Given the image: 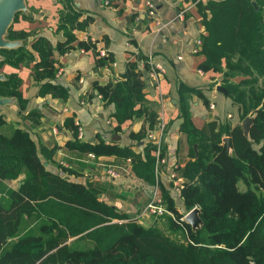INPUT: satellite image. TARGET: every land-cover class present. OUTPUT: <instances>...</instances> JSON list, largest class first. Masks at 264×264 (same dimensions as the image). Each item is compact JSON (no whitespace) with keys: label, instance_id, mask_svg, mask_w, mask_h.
I'll return each instance as SVG.
<instances>
[{"label":"trees","instance_id":"trees-1","mask_svg":"<svg viewBox=\"0 0 264 264\" xmlns=\"http://www.w3.org/2000/svg\"><path fill=\"white\" fill-rule=\"evenodd\" d=\"M198 6L204 27L200 54L205 58L200 69L223 73L222 83L237 107L239 123L212 122L199 130L187 99H181L180 132L188 140L191 157L176 170L184 181L179 188L184 211L161 187L160 197L174 218H154L150 226L134 219L114 222L126 217L102 201L98 189L46 168L42 157L52 161L57 149L40 147L27 129L10 127L0 114V264H264V0H210ZM76 19V13L63 14L61 29ZM27 36L11 25L6 39ZM70 41L73 37L68 36L54 47L39 37L32 42V51L25 45L1 49L0 68L35 63L34 80L41 93L51 91L65 99L67 90L53 84L59 72L55 54L72 49ZM94 46L82 43L79 48ZM112 61L110 56L98 58L96 66L108 67ZM138 62L139 57L128 65L121 81L96 84L103 101L115 107L112 117L118 128L142 114L137 106L145 102V81ZM145 64L146 71L150 66ZM238 76L244 79L232 82ZM21 84L18 75H5L0 98H15L24 108ZM252 115L248 138L241 123ZM73 124L67 121L75 138L69 149L123 162L130 158L133 175L156 184V145L149 143L135 153L130 146L107 144L100 136L96 144L80 142ZM145 135L131 137L139 141ZM21 176L19 187L8 186ZM194 207L200 209L203 222L196 231L181 220Z\"/></svg>","mask_w":264,"mask_h":264},{"label":"crops","instance_id":"crops-1","mask_svg":"<svg viewBox=\"0 0 264 264\" xmlns=\"http://www.w3.org/2000/svg\"><path fill=\"white\" fill-rule=\"evenodd\" d=\"M148 1L155 5L161 27L146 18ZM208 1L202 3L206 5ZM25 3L27 10L12 23L14 31L28 34L25 39L17 40L20 46L25 45L32 51V42L43 37L56 47L68 36L69 40L73 37L69 43L72 49L55 54L59 72L53 84L66 89L67 98L53 96L51 91L41 93V85L34 80L35 63H23L18 68L4 65L0 73L16 74L21 79L20 91L25 104L21 108L16 100L0 106V114L9 126L27 129L40 147L57 149L52 161L42 157L46 168L69 181L98 189L100 199L116 214L126 217L114 222L137 219L155 194L160 197L161 187L176 207L184 211L179 194L184 181L176 170L183 168L191 157L188 140L180 132L181 99H187L192 121L199 130L212 122L239 123L237 107L222 83L223 73L200 69L205 58L200 54L204 27L199 6L191 5L190 0H110V5H106V0H25ZM184 9L188 12L180 20L178 14ZM205 11L208 12L207 7ZM68 13L71 17L78 14V19L66 22L64 31L62 15ZM82 43L95 46L84 50L79 48ZM100 51L113 59L108 67L96 66L98 58H102ZM137 57L145 81V102L137 106L142 114L118 128L112 117L115 107L103 101L96 84L105 86L121 81L126 77L128 65L136 62ZM150 58L165 71L158 80L149 75L150 67L145 71V63L149 64ZM243 79L238 76L232 82ZM70 119L78 127V135L79 128L83 131L80 142L96 144L100 136L107 144L130 146L135 153L142 152L149 143L160 145V156L166 164L160 166L156 184L137 179L131 165L127 174H122L119 167L125 162L117 157L94 154L90 157L88 153L69 149L68 144L75 139L72 128L67 125ZM132 134L146 135L138 141ZM113 167L120 172L118 178L108 175V168ZM172 175L176 176L175 182L171 181ZM22 179L23 176L8 182V186L16 189ZM177 181L179 185L175 184ZM143 220L150 226L156 219L148 216Z\"/></svg>","mask_w":264,"mask_h":264},{"label":"built area","instance_id":"built-area-1","mask_svg":"<svg viewBox=\"0 0 264 264\" xmlns=\"http://www.w3.org/2000/svg\"><path fill=\"white\" fill-rule=\"evenodd\" d=\"M191 1V5L195 6V5H199L200 3H202L203 0H190ZM106 5H110V0H106ZM146 18L153 20L158 27H161V22L158 21V19L156 18V7L155 5L151 2L148 1L146 2ZM188 12V9H184L182 10L179 14H178V18L180 20H184L185 19V14ZM161 30V28L159 29ZM199 44H201V41H198ZM100 56L106 57V52L105 51H100ZM149 65H150V70H149V75L155 79L158 80L161 74H164L165 71L163 69V67L159 64H155L152 59H149ZM200 74L202 75L203 73L200 71ZM162 127H164V125H162ZM163 129V128H162ZM83 136V131L81 128H79V139H81ZM153 136L150 135L149 138L151 139ZM157 149L155 152V156H156V164H157V172H159V168L161 165L166 164V160L162 159L160 156V145H156ZM90 157H94L93 154H88ZM132 164L131 159L128 158L125 161V164L119 167V170H121L122 174H127L128 172V167H130V165ZM119 170H117L115 167L113 168H108V175L112 178H118L120 176V172ZM176 176L172 175L171 176V181H176ZM178 182V181H177ZM175 183L176 185H179L178 183ZM197 208V207H194ZM193 208V209H194ZM164 215H168L172 218H174L173 214L168 210V208L166 207V203L164 201V199L160 198L158 194H155L154 197L151 199V201L148 203V205L145 207V209L142 211L141 215L139 217H137V219H134L135 221L138 222H143L145 217H153V218H159V217H163ZM186 216V215H185ZM185 216L181 219L182 221H185Z\"/></svg>","mask_w":264,"mask_h":264},{"label":"water","instance_id":"water-1","mask_svg":"<svg viewBox=\"0 0 264 264\" xmlns=\"http://www.w3.org/2000/svg\"><path fill=\"white\" fill-rule=\"evenodd\" d=\"M25 0H0V50L13 49L21 45L18 41H9L6 39L7 32L11 27L17 13L26 11ZM2 57L0 55V61ZM0 80H5L4 74L0 73ZM225 91L224 89H222ZM16 102L15 98H0V106L10 105ZM255 115L247 117L242 123L244 135L250 138V130L254 124ZM228 142V140L226 141ZM196 155H198V146L194 145ZM21 185V184H20ZM185 222L189 224L194 231L200 229L203 225L200 217V209L194 208L185 216Z\"/></svg>","mask_w":264,"mask_h":264},{"label":"rangeland","instance_id":"rangeland-1","mask_svg":"<svg viewBox=\"0 0 264 264\" xmlns=\"http://www.w3.org/2000/svg\"><path fill=\"white\" fill-rule=\"evenodd\" d=\"M240 188L242 189V190H244V187L243 186H240ZM135 219V218H134ZM138 222V221H137ZM119 223H121V222H119ZM138 223H141V224H143V225H145V226H147L146 224H145V222H138Z\"/></svg>","mask_w":264,"mask_h":264}]
</instances>
